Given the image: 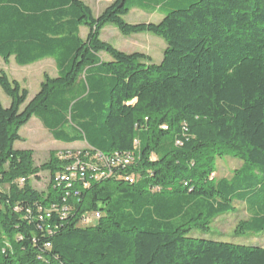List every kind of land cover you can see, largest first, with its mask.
<instances>
[{"label":"trees","instance_id":"1","mask_svg":"<svg viewBox=\"0 0 264 264\" xmlns=\"http://www.w3.org/2000/svg\"><path fill=\"white\" fill-rule=\"evenodd\" d=\"M135 7L163 17L130 23ZM107 24L163 38V59L118 49L101 38ZM0 56L57 67L28 103L0 72L11 98L0 100V264H264V245L212 236L235 202L251 212L235 233H264V0H113L97 16L84 0H0ZM33 116L55 140L88 145V187L56 181L74 153L38 167L14 147ZM97 152L133 160L99 178ZM223 156L244 164L217 177ZM253 164L259 175L241 173Z\"/></svg>","mask_w":264,"mask_h":264},{"label":"rangeland","instance_id":"2","mask_svg":"<svg viewBox=\"0 0 264 264\" xmlns=\"http://www.w3.org/2000/svg\"><path fill=\"white\" fill-rule=\"evenodd\" d=\"M88 3L95 15L100 14L103 9L113 0H84ZM142 10V11H140ZM159 11L151 9L144 10L138 7L132 8L125 19L128 22H146L159 21ZM88 29H83L81 36L86 37ZM102 39L112 43L118 49L133 53L143 51L148 54L151 59L158 60L162 57L165 40L152 33H140L126 36L122 34L114 24H107L102 31ZM104 58L108 55L102 54ZM5 71L11 80H18L20 84L28 89V103L39 91L41 82L44 79V73L51 76L57 75L56 64L53 59H43L30 65L21 66L16 63L14 57H11L9 62H5L0 56V72ZM0 100L5 107H10L11 98L6 94L0 85ZM73 134L71 129H68ZM21 140L16 141L14 147L16 149H31L33 151L34 165L41 166L48 162L53 155L65 156L75 152H85L88 150V145L85 142L64 143L53 138L51 132L43 125L42 121L33 116L28 123L20 129ZM217 177L231 176L235 170L241 168L244 162L232 156H223L218 159ZM262 172L261 166L251 165L242 170V174L259 175ZM239 173V172H238ZM49 171H41L32 179V184L37 190L44 192L47 190L49 183ZM251 218V212L242 202L234 203V211L218 217L212 224L214 238L228 240L235 243L246 245H264V233L255 236H248L240 233H235L241 230L246 222ZM199 230H197V233ZM201 232V231H200ZM195 232H193L194 234ZM211 235V233L209 234Z\"/></svg>","mask_w":264,"mask_h":264},{"label":"built area","instance_id":"3","mask_svg":"<svg viewBox=\"0 0 264 264\" xmlns=\"http://www.w3.org/2000/svg\"><path fill=\"white\" fill-rule=\"evenodd\" d=\"M73 153H70L69 155H61L60 157H67V156H72ZM74 155L76 156L75 161L70 164L66 171L62 174H59L56 178V181L58 182H66V185L68 187H70L73 182L77 179H82L84 180L87 174V162L85 160V158L89 157V151H85V152H75ZM95 158H98L100 160V162H102L104 164L105 167H107V169L99 172V174L97 175L99 178L102 177H108L111 174V166L113 165H118V164H130L132 162L131 159H125V154H115L113 157L109 158L106 157L105 155H103L100 152H97L94 156ZM85 181V180H84ZM25 179L22 178L21 179V183H24ZM84 187H88L89 184L87 181L83 182ZM75 194L77 195V193L75 192ZM67 207H63V214H65L67 212ZM47 217H50V211L48 213H46ZM99 217V213H89L86 214L83 218L82 224L86 225V224H90L93 223L94 220H96ZM42 219V217H41ZM50 245V244H48Z\"/></svg>","mask_w":264,"mask_h":264},{"label":"crops","instance_id":"4","mask_svg":"<svg viewBox=\"0 0 264 264\" xmlns=\"http://www.w3.org/2000/svg\"><path fill=\"white\" fill-rule=\"evenodd\" d=\"M88 4V3H87ZM107 7V6H106ZM105 7V8H106ZM140 11H142V10H140ZM143 12V11H142ZM155 12H156V10H155ZM130 13V12H129ZM159 13V21L162 19V17H163V14L161 13V12H158ZM128 16V15H127ZM146 22H151V21H146ZM156 22H158V21H156ZM130 23H135V22H130ZM83 29H87L86 27H81V29H80V34L82 33V31H83ZM87 34H88V31H87ZM87 34H86V36H87ZM102 35V34H101ZM83 38H85V37H83ZM102 38V37H101ZM165 45H164V49H163V52H162V57H161V59L160 60H158V62H160L162 59H163V54H164V50H165V48H166V43H164ZM136 52H141V53H145V52H143V51H136ZM109 58V56H107V58H105V59H108ZM45 59H53V58H45ZM54 60V59H53ZM154 60V59H153ZM154 61H157V60H154ZM54 62H55V60H54ZM55 64H56V62H55ZM57 68V67H56ZM45 74V73H44ZM21 135V134H20ZM22 136V135H21Z\"/></svg>","mask_w":264,"mask_h":264},{"label":"bare ground","instance_id":"5","mask_svg":"<svg viewBox=\"0 0 264 264\" xmlns=\"http://www.w3.org/2000/svg\"><path fill=\"white\" fill-rule=\"evenodd\" d=\"M164 127H166V126H164ZM125 159L133 160V155L132 154H125Z\"/></svg>","mask_w":264,"mask_h":264}]
</instances>
